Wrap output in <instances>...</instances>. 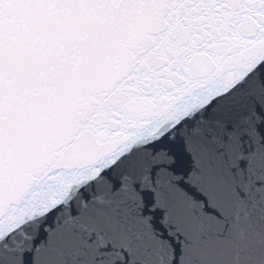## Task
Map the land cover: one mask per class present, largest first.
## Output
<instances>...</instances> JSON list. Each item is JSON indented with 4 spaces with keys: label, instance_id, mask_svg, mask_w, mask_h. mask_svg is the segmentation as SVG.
<instances>
[{
    "label": "snow or ice",
    "instance_id": "6c2138e0",
    "mask_svg": "<svg viewBox=\"0 0 264 264\" xmlns=\"http://www.w3.org/2000/svg\"><path fill=\"white\" fill-rule=\"evenodd\" d=\"M0 264H264V0H0Z\"/></svg>",
    "mask_w": 264,
    "mask_h": 264
}]
</instances>
